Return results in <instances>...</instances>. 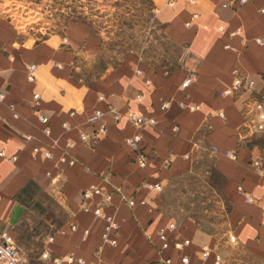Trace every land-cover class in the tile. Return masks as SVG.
<instances>
[{"label":"crops","instance_id":"1","mask_svg":"<svg viewBox=\"0 0 264 264\" xmlns=\"http://www.w3.org/2000/svg\"><path fill=\"white\" fill-rule=\"evenodd\" d=\"M151 1L165 24L166 40L194 55L195 69H169L127 55L119 67L88 80L79 75V64H95L106 45L90 24L74 22L65 35L21 44L12 27L0 22V91L6 94L0 103V149L6 153L0 156V233L8 229L20 240L24 225L34 231L40 224L32 240L40 244L42 264H78L68 260L70 255L88 264H184L186 256L190 264H214L217 257L221 264H264V176L252 167L255 158L264 160V129L258 128L264 121L257 108L264 109V44L256 42L264 36V0L244 5L239 0H177L174 6L169 0ZM31 64L38 65L34 82L27 75ZM235 70L254 84L225 94L233 88ZM188 77L192 83L182 90ZM181 103L199 108L192 111ZM110 105L155 118L158 125L140 130L122 120L110 124L96 147L81 144L80 132L99 126L89 124L93 111ZM41 116L49 118L48 136ZM137 133L148 156L144 168L126 142ZM71 141L77 145L68 149ZM36 147L41 151L35 153ZM64 150L76 159L74 165L59 161ZM230 151L236 159L227 155ZM204 157L224 178L220 193L230 204L221 234L191 218L179 223L161 211L160 193L173 178L194 172ZM146 183L163 189H149ZM93 185L111 195L105 204L95 196L91 206L101 203L105 214L115 216L120 225L112 233L115 246L103 241L105 221L82 209L83 191ZM248 196L255 200L247 202ZM171 223L178 229L169 230ZM162 230L168 233L167 249L159 237ZM183 239L191 244L175 249L173 243ZM205 246L211 249L208 259Z\"/></svg>","mask_w":264,"mask_h":264},{"label":"rangeland","instance_id":"2","mask_svg":"<svg viewBox=\"0 0 264 264\" xmlns=\"http://www.w3.org/2000/svg\"><path fill=\"white\" fill-rule=\"evenodd\" d=\"M0 22L12 27L14 40L21 44L65 35L74 22L90 24L106 45L95 64H79V75L88 80L119 67L127 55L161 62L169 69L186 66L193 70L198 63L194 55L166 40L165 24L158 19L151 0H0ZM223 181L213 160L204 157L194 172L173 178L160 193L161 211L179 223L191 218L204 230L221 234L230 208L220 193ZM29 229L24 225L20 240L14 237L15 243L25 264H42L40 244L32 240L34 231L40 232V224L34 231Z\"/></svg>","mask_w":264,"mask_h":264},{"label":"built area","instance_id":"3","mask_svg":"<svg viewBox=\"0 0 264 264\" xmlns=\"http://www.w3.org/2000/svg\"><path fill=\"white\" fill-rule=\"evenodd\" d=\"M177 0H169L168 5L174 6L176 4ZM195 2V1H193ZM248 2V0H239L238 3L239 5H244ZM261 13H264V8L260 10ZM197 14H194L193 18H195ZM190 25V23L188 24ZM223 29V27H221ZM256 42L258 44H264V36H260L256 38ZM229 47V46H228ZM38 70V65L37 64H31L28 69H27V75L28 79L31 82H34L36 80V72ZM235 79H234V85L233 88H230L226 90L224 93H232L234 90L240 89L242 87H251L254 82L247 80V78L242 75L239 70L234 71ZM192 77H188L181 86L182 90H186L192 83ZM40 95L35 94L34 95V100L38 103ZM141 95H138V99L141 98ZM6 99V94L2 91H0V103H3ZM171 102L165 101L161 105V109L163 111H166ZM182 108L188 107L190 110L195 111L199 108V106L195 105H186L185 103H181ZM10 108L14 111V114L16 115L17 113L15 112V106L14 104L10 105ZM257 108L261 110L260 113V119L264 121V109L262 108V105H257ZM73 114V113H71ZM110 117V121L107 120V118ZM41 122L45 125L43 128V133L48 136L51 133V129L49 126V118L46 116H41L40 117ZM122 120H126L129 123H131L133 126L136 128L143 130L148 127L156 128L158 125V122L155 118L152 117H146L144 115L139 114L135 110H130L126 113H122L117 108L113 105L109 106L108 110H101V109H96L93 111L92 116L89 118V124L95 125L96 123H99V126L93 130L92 133H89L87 131H82L79 134V141L81 144L89 146V147H96L99 142L100 138L107 134L109 131V126L110 124H116L121 122ZM70 124L68 122H65L63 124V127L65 129H68ZM259 129H264V124L258 125ZM179 129V127L176 125L174 126L173 130L176 132ZM142 141H143V135L141 133H137L134 136L126 138V142L131 146V148L134 150L136 153V158L138 165L141 168L146 167L147 165V160L148 156L146 155L144 149L142 148ZM77 143L76 142H68L67 143V148H74L76 147ZM41 149L36 147L34 149L35 153L40 152ZM45 156L48 158L52 157V152L50 150H46L44 152ZM229 157L236 159V154L234 152H228L227 154ZM0 156L1 157H6V153L3 149H0ZM16 158L13 157L11 160H15ZM59 161L61 163H65L68 165H74L76 163V159L73 158L67 150H64L63 155L60 157ZM252 167L254 170L261 176H264V160L260 158H255L252 161ZM146 187L152 190H158L162 191L163 187L159 184H149L146 183L144 184ZM95 196H100L102 201L101 203H109L111 199L110 194H105L103 190L95 185L89 187L88 189L83 191L82 194V209L84 211H92L96 217L101 218L105 221V232L103 235V241L105 244H110L112 246H115L117 244V239L112 237V233L118 232L120 225L117 222L115 216L113 215H108L105 214L103 211V205L100 203L98 204L95 208H92L91 206V200ZM255 198L253 196H248L246 198L247 202H252L254 201ZM130 206L135 205V201L131 200L128 202ZM144 203V202H143ZM169 230L175 231L178 229V226L176 223H171L169 226ZM72 229L75 230L76 226L73 225ZM160 240L162 242V248L167 249L170 247V242L168 239V233L165 230H162L159 233ZM232 240H235L233 237ZM191 244V240L189 239H183V240H177L173 243L175 249L177 250H184L187 246ZM211 255V249L207 246L203 248V257L204 259H208ZM68 260L70 262H77L78 264H88L83 258H76L73 255L68 256ZM184 264H190V258L189 257H184L182 259ZM168 263L170 261H167ZM222 260L220 257L216 258V261L214 264H221ZM0 264H25L24 260L22 259L20 255V250L19 247L15 243V239L10 233L8 229H4L0 233Z\"/></svg>","mask_w":264,"mask_h":264}]
</instances>
